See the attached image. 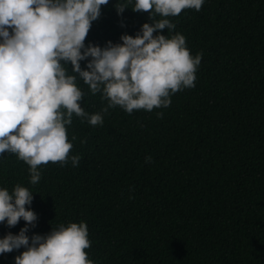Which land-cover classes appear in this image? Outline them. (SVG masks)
I'll return each mask as SVG.
<instances>
[{
  "label": "trees",
  "instance_id": "trees-1",
  "mask_svg": "<svg viewBox=\"0 0 264 264\" xmlns=\"http://www.w3.org/2000/svg\"><path fill=\"white\" fill-rule=\"evenodd\" d=\"M119 5L127 8L118 15ZM133 6L102 5L85 45L121 43L151 23ZM168 19L175 29L160 34L179 32L193 56L202 54L195 87L151 112L108 108L102 126L74 114L66 128L78 167L42 164L32 185L29 166L5 153L0 187L34 192L38 218L29 237L86 222L85 251L95 264H264V0H205L200 11ZM77 84L85 112L107 107L100 93ZM24 225L0 223V238ZM22 251L0 255V264H14Z\"/></svg>",
  "mask_w": 264,
  "mask_h": 264
},
{
  "label": "clouds",
  "instance_id": "clouds-1",
  "mask_svg": "<svg viewBox=\"0 0 264 264\" xmlns=\"http://www.w3.org/2000/svg\"><path fill=\"white\" fill-rule=\"evenodd\" d=\"M108 2L0 0V156L10 153L25 162L32 185L41 179L42 164L63 166L71 160L73 167L79 166L81 157L69 156L73 144L66 128L74 114L102 126L108 108L151 112L169 107L177 91L195 87L202 54L193 56L181 33L169 37L160 30L171 32L176 25L168 17L185 9L200 11L205 0H134L132 11L147 12L151 23H144L135 36L121 35V43L85 45L92 22ZM115 8L119 15L127 7ZM156 14L162 18L154 20ZM81 61H86L84 68ZM69 63L72 74L65 67ZM78 79L107 100L101 113L89 114L81 107L84 93ZM33 193L20 184L11 192L0 187V223L11 228L25 221L18 234L0 238V255L23 248L14 264H95L85 251L91 246L86 222L27 235L38 218L30 207Z\"/></svg>",
  "mask_w": 264,
  "mask_h": 264
}]
</instances>
